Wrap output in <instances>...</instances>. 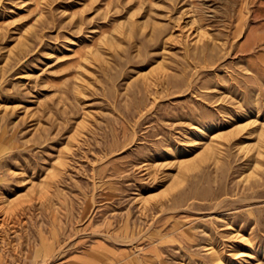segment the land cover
Listing matches in <instances>:
<instances>
[{
  "label": "rangeland",
  "instance_id": "obj_1",
  "mask_svg": "<svg viewBox=\"0 0 264 264\" xmlns=\"http://www.w3.org/2000/svg\"><path fill=\"white\" fill-rule=\"evenodd\" d=\"M0 264H264V0H0Z\"/></svg>",
  "mask_w": 264,
  "mask_h": 264
}]
</instances>
